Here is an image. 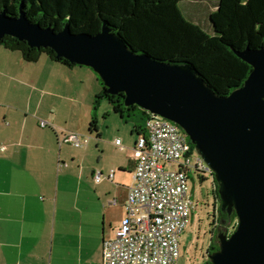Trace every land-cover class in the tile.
<instances>
[{
	"label": "crops",
	"instance_id": "obj_1",
	"mask_svg": "<svg viewBox=\"0 0 264 264\" xmlns=\"http://www.w3.org/2000/svg\"><path fill=\"white\" fill-rule=\"evenodd\" d=\"M2 46L0 264H104V240L125 215L138 123L82 103L80 85L96 95L101 84L90 67L27 62ZM71 132L81 146L61 140Z\"/></svg>",
	"mask_w": 264,
	"mask_h": 264
},
{
	"label": "water",
	"instance_id": "obj_2",
	"mask_svg": "<svg viewBox=\"0 0 264 264\" xmlns=\"http://www.w3.org/2000/svg\"><path fill=\"white\" fill-rule=\"evenodd\" d=\"M5 35L90 67L109 93H124L126 106L178 124L211 169L222 211L237 216L233 232L218 234L210 264H264V46L238 53L253 69L243 86L221 96L191 65L138 53L106 25L96 34L69 24L56 31L21 7L17 17L0 13V39Z\"/></svg>",
	"mask_w": 264,
	"mask_h": 264
},
{
	"label": "trees",
	"instance_id": "obj_3",
	"mask_svg": "<svg viewBox=\"0 0 264 264\" xmlns=\"http://www.w3.org/2000/svg\"><path fill=\"white\" fill-rule=\"evenodd\" d=\"M182 1L0 0V13L17 17L22 7L31 21L56 31L69 24L73 32L96 34L106 25L134 51L148 53L165 62L187 63L203 76L217 94H230L235 88L243 86L253 69L238 53L247 47L257 49L264 46V0H218L216 8L209 14L213 33L185 16L180 7ZM0 45L11 51H20L27 62H37L46 53L61 64L76 65L58 57L50 47H31L25 40L11 35L2 37ZM99 80L102 90L96 95V108L100 99L106 98L113 111L123 118L134 115L137 110L143 117H149V112L136 104L126 106L124 93H109L100 77ZM143 125L138 124L136 128L143 129ZM91 130H97L96 121H92ZM195 172L202 180L205 179L200 174L205 171ZM213 180L216 197L220 198L218 184ZM220 215L224 227L220 226L219 233H227L228 224L234 221L237 225L235 211L230 213L220 208ZM216 239L211 238L208 253L218 250ZM206 264L210 261L207 260Z\"/></svg>",
	"mask_w": 264,
	"mask_h": 264
},
{
	"label": "built area",
	"instance_id": "obj_4",
	"mask_svg": "<svg viewBox=\"0 0 264 264\" xmlns=\"http://www.w3.org/2000/svg\"><path fill=\"white\" fill-rule=\"evenodd\" d=\"M46 125L41 121V126ZM138 130L125 215L115 236L104 240V264H176L181 235L194 209L190 172L212 171L173 121L149 112L143 129ZM61 140L83 144L75 132ZM102 178L101 172L95 174L97 181Z\"/></svg>",
	"mask_w": 264,
	"mask_h": 264
},
{
	"label": "rangeland",
	"instance_id": "obj_5",
	"mask_svg": "<svg viewBox=\"0 0 264 264\" xmlns=\"http://www.w3.org/2000/svg\"><path fill=\"white\" fill-rule=\"evenodd\" d=\"M217 3L218 0H184L180 3V7L187 18L200 24L209 33H213V30L210 28L209 14L216 8ZM19 54L22 55L20 51L13 53V55ZM42 57L43 59L50 58L46 53L42 54ZM97 79H99L98 74ZM16 84L17 83L14 81H8V85H12V87H16ZM80 90L83 92V95L79 93V97L81 96V100L83 101L82 103H95L96 95L102 90V85L100 84L97 87L96 95H91V93H89L91 95L90 96L88 94L87 87L84 85H80ZM1 92L2 91L0 90V103H8V101L3 99L4 96H7L9 93L5 94L6 92ZM63 103L74 102L65 101ZM100 103L101 105L97 108V116H101L104 112L106 114L105 107H109V110L113 112L108 99H100ZM117 116L121 118L119 114H117ZM124 120H130V124L135 121L138 124L145 125L147 118L143 117V114L137 110L134 115L127 116ZM85 135L93 136V133L88 131ZM195 154L197 155V153ZM200 174L204 175L205 179L202 180L195 172V169L190 172L189 183L191 188V198L194 202V209L192 210L189 222L181 235V255L176 264H206L208 260V249L215 228V204L218 200L216 201L215 182L212 174L208 171ZM236 226L235 221L228 224L229 232H233ZM216 242H218V239Z\"/></svg>",
	"mask_w": 264,
	"mask_h": 264
},
{
	"label": "flooded vegetation",
	"instance_id": "obj_6",
	"mask_svg": "<svg viewBox=\"0 0 264 264\" xmlns=\"http://www.w3.org/2000/svg\"><path fill=\"white\" fill-rule=\"evenodd\" d=\"M216 201L217 202L215 204V215H214V227L215 228H214L212 237H217L218 236V234H219V230L218 229L220 228V226L224 227L223 220H221V215H220L221 200H220V198L216 197ZM228 233H230L229 230H228ZM208 256H209V253H208ZM208 260H209V258H208Z\"/></svg>",
	"mask_w": 264,
	"mask_h": 264
}]
</instances>
